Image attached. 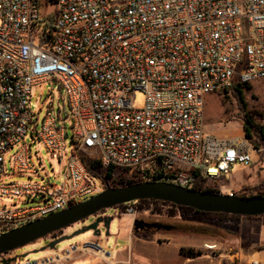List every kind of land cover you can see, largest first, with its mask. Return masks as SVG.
<instances>
[{
    "label": "built area",
    "instance_id": "1",
    "mask_svg": "<svg viewBox=\"0 0 264 264\" xmlns=\"http://www.w3.org/2000/svg\"><path fill=\"white\" fill-rule=\"evenodd\" d=\"M260 79L264 0H0V198L22 204L0 207V235L106 189L83 157L133 181L191 189L197 174L250 167V141L205 130V101ZM51 83L66 105L41 120L33 90ZM27 139L66 160L61 183L32 179Z\"/></svg>",
    "mask_w": 264,
    "mask_h": 264
},
{
    "label": "rangeland",
    "instance_id": "2",
    "mask_svg": "<svg viewBox=\"0 0 264 264\" xmlns=\"http://www.w3.org/2000/svg\"><path fill=\"white\" fill-rule=\"evenodd\" d=\"M47 10V8H46ZM242 100L235 94L234 90H227L216 94H211L205 101L204 123L205 130L219 138H237L245 137L243 128V113H254L257 117V123L264 125V79L256 80L243 89L240 95ZM64 93L56 83H51L43 88L33 90L32 109L39 112V118L42 120L48 111L56 114L59 108L66 105ZM145 106V96L142 92L136 93L134 108L142 109ZM41 110V111H40ZM261 118V119H260ZM31 145V159L38 170V175L32 179L39 183H61V174L64 171L63 163H60L57 157L50 156L47 150L38 141L26 140ZM253 146V144H252ZM255 149L252 154L253 164L250 167L237 165L232 175L218 180H207L206 186L216 189L222 194H236L239 196H255L260 191L264 192V148ZM97 157V156H96ZM92 164V162H90ZM95 163L94 172L99 176L103 175L105 170ZM16 181L24 182L26 178H16ZM110 184L117 183L124 185L130 181L123 175L113 174L112 179L108 180ZM137 182V181H135ZM122 187V186H119ZM103 191V190H102ZM17 199L0 198V207L19 204ZM22 205V204H19ZM138 203H129L119 208V214L112 222L109 237L105 232L100 238V247L108 254L106 255V264H180L185 257L181 255V249L200 250L204 253L219 254L221 252H234L238 250L239 225L242 218L237 223L236 220L227 219L221 226L215 219H206L195 221L191 217H185L177 213L175 218L157 217L152 215L150 210L140 212ZM133 209L130 213L129 210ZM164 211L172 210L170 206H163ZM109 215H114V210H110ZM160 220L167 224L176 226L179 230L175 231H153L136 234L134 231L135 219ZM91 224L87 219L68 229L58 233L56 237L71 235ZM193 228H190L191 226ZM185 228H182V227ZM201 232L205 234H200ZM215 233V237L211 236ZM247 235V228L245 229ZM91 233L78 236L71 241L64 242L58 246L59 249L69 248L85 242L90 239ZM48 244L45 240L37 241L22 249H18L8 255L22 256L27 253L42 249ZM215 246L214 248H211ZM116 252V253H114ZM116 254V255H115ZM42 255H29L32 260ZM25 259H20L24 261ZM0 264H2L0 262ZM80 264H102L99 258L89 257L86 262Z\"/></svg>",
    "mask_w": 264,
    "mask_h": 264
},
{
    "label": "water",
    "instance_id": "3",
    "mask_svg": "<svg viewBox=\"0 0 264 264\" xmlns=\"http://www.w3.org/2000/svg\"><path fill=\"white\" fill-rule=\"evenodd\" d=\"M140 200L163 201L206 213H223L241 217L264 216V196L243 197L234 193L204 192L161 181H145L118 188L108 186L100 194L67 210L0 235V257L40 240H45L48 244L41 250L34 251L31 254H38L47 250L55 251L60 244L89 233L92 234L93 238L98 239L103 234V228L105 229V236L108 237L114 221L112 216L98 217L88 227L71 235L52 236L89 218H95L103 211H109L117 206ZM134 224L136 225V222ZM147 226L159 228L157 224ZM29 255L4 258L1 263L15 264L18 260L26 259Z\"/></svg>",
    "mask_w": 264,
    "mask_h": 264
},
{
    "label": "crops",
    "instance_id": "4",
    "mask_svg": "<svg viewBox=\"0 0 264 264\" xmlns=\"http://www.w3.org/2000/svg\"><path fill=\"white\" fill-rule=\"evenodd\" d=\"M246 228L247 235L245 236ZM237 240L239 242V248L234 252H221L219 254L203 252L202 255L196 258H185L180 264H253V262L264 264V216L242 217L239 225V238ZM100 243L101 241L99 239L91 236L85 242L70 246L69 248H58L55 251L47 250L42 252V255L32 260L61 255L59 262L55 264H80L81 262H86L89 257L99 258L102 264H106V260L104 259H106L108 253L100 247ZM13 257V255H10L8 259ZM20 262L22 261L18 260L15 264H19Z\"/></svg>",
    "mask_w": 264,
    "mask_h": 264
},
{
    "label": "trees",
    "instance_id": "5",
    "mask_svg": "<svg viewBox=\"0 0 264 264\" xmlns=\"http://www.w3.org/2000/svg\"><path fill=\"white\" fill-rule=\"evenodd\" d=\"M249 86V84H241V83H236L234 85V87L232 88L235 92V94L242 100L241 96L243 94V89L247 88ZM243 113V128H244V132H245V138L251 142V144H253V146L256 149H260V148H264V125H259L257 123V115L254 113H246V111L243 109L242 110ZM261 119V118H260ZM262 120H264V117L262 118ZM83 162L85 163L87 169L89 171H92L95 175H97L98 177L102 178L103 180H106L107 186L109 187H113V188H118L119 186H127L130 184H135V183H139V182H135L133 180H130L128 182H126L124 185H119L117 183H112L110 184L107 180L112 179L113 177V173L112 171L109 170H105V172L103 173V175L99 176L98 174H96L94 172V168L95 163H90L88 161V159L86 157H83ZM98 164V162H97ZM197 183L195 186V190H200V191H204V192H212V193H220L218 192L216 189L210 188L208 186H206L207 180L202 178L200 175L197 174ZM256 196H264V192L260 191L257 195L255 196H249V197H256ZM243 197H247L246 195H244ZM138 205V209L140 210V212H144V211H148L151 209L152 206H154V209H151V213L154 216L157 217H165V218H175L177 216V213L184 215L185 217H191L192 219H194L195 221H202V220H206V219H215L216 221H218V223L222 226L227 219H233L236 220V222L238 223L239 220L242 218L241 216H237V215H229V214H223V213H206V212H201L198 210H195L193 208H188V207H180V206H176L174 204L168 203V202H163V201H157V200H140L137 202ZM125 205H121L120 207H123ZM163 206H170L173 209L168 211H164L162 209ZM182 227V226H181ZM194 226L192 225L190 228H193ZM185 228V227H182ZM57 232L55 234H53L52 237H56V235L58 233ZM200 234H205L203 232H201ZM211 236L215 237V233H211ZM203 252L200 250H185V249H181V255L184 256L187 259H193L196 258L200 255H202Z\"/></svg>",
    "mask_w": 264,
    "mask_h": 264
},
{
    "label": "flooded vegetation",
    "instance_id": "6",
    "mask_svg": "<svg viewBox=\"0 0 264 264\" xmlns=\"http://www.w3.org/2000/svg\"><path fill=\"white\" fill-rule=\"evenodd\" d=\"M109 211H103L100 214H98V216H96L95 218H89V220H91V223L94 222L98 217H111L112 215H109ZM136 222V225L134 224V231L136 232V234H143L146 232H153V231H175V230H179L176 226L172 225V224H167L164 223L160 220H147V219H135L134 223ZM153 224H157L159 226V228H154V227H148L147 225H153ZM137 226V228H136ZM103 233L105 232V229L103 228ZM109 237V236H108Z\"/></svg>",
    "mask_w": 264,
    "mask_h": 264
}]
</instances>
